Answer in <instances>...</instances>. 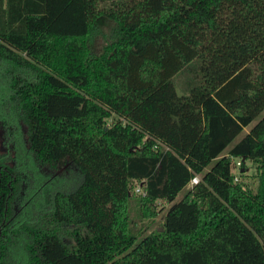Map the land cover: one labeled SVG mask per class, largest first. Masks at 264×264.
<instances>
[{"label":"trees","instance_id":"1","mask_svg":"<svg viewBox=\"0 0 264 264\" xmlns=\"http://www.w3.org/2000/svg\"><path fill=\"white\" fill-rule=\"evenodd\" d=\"M263 111L264 0H0V264H264Z\"/></svg>","mask_w":264,"mask_h":264},{"label":"rangeland","instance_id":"2","mask_svg":"<svg viewBox=\"0 0 264 264\" xmlns=\"http://www.w3.org/2000/svg\"><path fill=\"white\" fill-rule=\"evenodd\" d=\"M103 29L106 31V28L103 27ZM101 42H102V40L100 38H97L96 43H97L98 47H99V45H101ZM183 79L184 78L182 76L173 78V82L175 84L176 91H177L178 95H181L183 93V90H184L183 89ZM262 114H264V111L261 113V115ZM250 127L251 126L245 128L243 130L242 134L240 136H238V138H240L243 134L247 133L249 131ZM244 165H245L244 169H240V165L237 167V169L232 168V171L234 172V174L236 176L234 181L240 182L250 189H255L256 183H257V178L255 177V170L249 162H245ZM133 185H134V192L136 194L137 192H136L135 188H137L138 185L137 184H133ZM190 187L191 186L188 184L187 187L185 188V190L190 188ZM182 194H183V192L178 197L180 198L182 196ZM169 205L170 204H168L162 200L156 201L153 205V209L157 214L154 217H149V218L148 217H142L141 219L139 217H137V215H136L137 214V208L132 207L131 219L133 220L135 228H137L139 231H141L142 232L141 234H143V235H147L151 232H154L155 230H161L160 226H161V223L163 221V217H164L165 212L167 211Z\"/></svg>","mask_w":264,"mask_h":264},{"label":"built area","instance_id":"3","mask_svg":"<svg viewBox=\"0 0 264 264\" xmlns=\"http://www.w3.org/2000/svg\"><path fill=\"white\" fill-rule=\"evenodd\" d=\"M239 165H240V162H239V161H236L235 164H234V169H235V168L237 169V167H238ZM235 178H236V176H235ZM198 181H199V178H198V176H196V177H194V178L190 181L189 185H190V186H193V185L197 184ZM136 191H139V189H136Z\"/></svg>","mask_w":264,"mask_h":264}]
</instances>
